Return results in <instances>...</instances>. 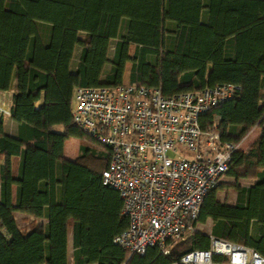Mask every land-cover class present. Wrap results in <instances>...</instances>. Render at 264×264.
I'll use <instances>...</instances> for the list:
<instances>
[{"label":"trees","instance_id":"trees-1","mask_svg":"<svg viewBox=\"0 0 264 264\" xmlns=\"http://www.w3.org/2000/svg\"><path fill=\"white\" fill-rule=\"evenodd\" d=\"M128 63L130 84L159 88L164 96L239 87L232 100L203 115L200 126L233 144L261 129L233 155L226 174L255 183H221L205 198L198 223L211 219L212 236L264 257V0H0V90L12 92L10 118L18 125L12 137L0 118V264H68L69 229L72 264L176 260L156 249L131 255L114 243L128 219L119 193L103 184L108 154L72 119L76 90L123 85ZM71 137L98 148L81 145V155L70 161L64 145ZM12 157L20 158L17 179ZM224 189L237 194L235 205L218 200ZM14 212L47 224L24 233ZM209 247L210 237L199 231L177 243L183 251Z\"/></svg>","mask_w":264,"mask_h":264},{"label":"built area","instance_id":"built-area-1","mask_svg":"<svg viewBox=\"0 0 264 264\" xmlns=\"http://www.w3.org/2000/svg\"><path fill=\"white\" fill-rule=\"evenodd\" d=\"M238 91L228 84L164 96L130 83L76 90L73 123L108 154L103 184L119 193L128 219L116 245L138 256L156 249L176 258L172 264H264L254 249L212 235L207 250L177 248L197 231L205 198L240 151L203 131L200 118ZM11 107L12 92L0 90V118H10Z\"/></svg>","mask_w":264,"mask_h":264},{"label":"crops","instance_id":"crops-1","mask_svg":"<svg viewBox=\"0 0 264 264\" xmlns=\"http://www.w3.org/2000/svg\"><path fill=\"white\" fill-rule=\"evenodd\" d=\"M132 51H133V53H132ZM134 52H135V46L132 45L130 48V55L133 56ZM80 53H81V49H79V48L76 49L74 59L72 62V70L73 71L77 67ZM131 67H132L131 63H128L126 65L125 74H124V83L130 82ZM109 69H110V67H109V65H107L105 68V72H108ZM4 128H5L6 134H8L12 137H17L18 125L16 122H14L12 120V118H9V122L7 123V125L5 124V119H4ZM260 133H261L260 128H255L254 130H252L249 133V135L246 138H248L251 135L253 137L247 143L248 147L254 142V140L260 135ZM81 145H83L84 147L89 148L91 150L93 149L94 151L97 150V148H98L97 145H95L93 142L89 141L88 139H82L81 140L77 137H71L65 142V145H64V156H65V158L70 160V161L77 160L78 157L81 155ZM245 150H242V151H245ZM19 168H20V158L12 157V177L14 179H17V177H18ZM254 183H255L254 180H249V179L237 180L236 178L230 177L227 175L223 178V181H222V184H225V185L239 184V185L244 186V187H252L254 185ZM225 190H227V189L221 190L217 193L218 200L223 204H227V205H231V206L235 205L237 202V194L236 193L232 194L231 201H228L226 199L222 200L221 195L223 193H226ZM0 200H1V182H0ZM16 202H17V187L13 186L12 187V204H13V206H16ZM14 217H15L18 228L27 234L32 232L34 230V228H38L40 226H45L47 224V220L45 218H36V217L30 216L26 213H22V212H14ZM202 225H207V231L201 232V233L210 236L211 231H212V227H213L212 220L209 219L206 224H202ZM72 238H73V230L69 229V231H68V264H72L73 246H72V253H70V247H69L70 242L72 241Z\"/></svg>","mask_w":264,"mask_h":264},{"label":"rangeland","instance_id":"rangeland-1","mask_svg":"<svg viewBox=\"0 0 264 264\" xmlns=\"http://www.w3.org/2000/svg\"><path fill=\"white\" fill-rule=\"evenodd\" d=\"M112 53H113V50L110 51V55H109L110 57H112ZM132 53H133V51H132ZM8 122H9V118L7 117V118H5V124L7 125ZM252 137L253 136L251 135L248 138H246L244 141H242V143L240 145V151L245 150L246 148H248L247 143L249 142V140L252 139ZM225 191H226V193H223L221 195L222 200L226 199L228 201H231L232 194L235 193L234 190L227 189ZM197 231H199V232L207 231V225H202V224L200 225L199 224ZM69 247H70V253H72V241L70 242V246ZM182 248H184V247H182ZM179 250H181V249L179 248ZM181 251H183V250H181Z\"/></svg>","mask_w":264,"mask_h":264}]
</instances>
